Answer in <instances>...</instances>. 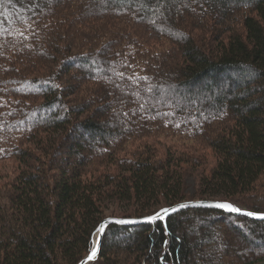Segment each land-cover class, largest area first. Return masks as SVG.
<instances>
[{"label": "trees", "instance_id": "trees-1", "mask_svg": "<svg viewBox=\"0 0 264 264\" xmlns=\"http://www.w3.org/2000/svg\"><path fill=\"white\" fill-rule=\"evenodd\" d=\"M262 73L264 0H0V160L19 164L0 264H78L109 203L140 218L185 201L181 164L201 157L123 155L159 135L214 153L197 198L254 193L264 212ZM167 223L109 225L97 261L264 264V223L210 208Z\"/></svg>", "mask_w": 264, "mask_h": 264}, {"label": "rangeland", "instance_id": "rangeland-1", "mask_svg": "<svg viewBox=\"0 0 264 264\" xmlns=\"http://www.w3.org/2000/svg\"><path fill=\"white\" fill-rule=\"evenodd\" d=\"M165 135H159L158 137H152V138L139 141L137 143L135 142L133 144H130L125 150V152H123V155L126 156L127 154H130L138 146L149 145L156 149V153L158 157H164L165 153H168V151H171L172 153L176 152V154H179V155L185 154V155L201 157L203 160H201V164L199 165L196 164L192 166L187 163L181 164V168L183 169V175H184L183 176V183H184L183 195L186 196L185 201H195V200L227 201L221 198L200 199L196 197L197 193H199L200 191L201 177L203 176L208 177L210 170L216 164V157L214 153L212 152V150L208 148H204L200 145H197L195 142L190 143L188 141H185V139L182 140V139H175V138H166ZM27 147L29 149L30 148L32 149L33 145L29 143L27 144ZM18 167H19V164L15 160H0V188H2V193L7 194L9 190H12V187L10 185H11V182L14 180V178L19 173ZM114 169L115 168H112L110 171H113ZM263 177L260 179V182H257L258 187L264 184ZM259 191L262 192L261 189ZM245 195L237 198L238 201H240V204L238 203L235 204L230 201H227V202H230L233 205L240 207L242 210L252 211V210L247 209L248 208L247 206L249 205L248 203L251 201V196L254 195V193H251L246 196ZM5 199L6 198L4 197V199L2 200L4 201ZM123 206H126V205L125 204L118 205L116 203H109L104 209L105 218L115 217L111 214L116 213V211L120 210V208H122ZM96 231H97V228L93 236V242H94V237L96 236ZM97 260L89 264H99V261Z\"/></svg>", "mask_w": 264, "mask_h": 264}, {"label": "snow or ice", "instance_id": "snow-or-ice-1", "mask_svg": "<svg viewBox=\"0 0 264 264\" xmlns=\"http://www.w3.org/2000/svg\"><path fill=\"white\" fill-rule=\"evenodd\" d=\"M255 69L252 68H244L243 72L245 74L246 77H251L252 75L255 74ZM264 74V73H262ZM119 75L123 76L122 73H120ZM128 79H133L132 77H129ZM137 79H147V77H143V78H137ZM189 204H180V205H176L173 206L171 208H163L160 210V212L155 213L154 215L145 218L147 222H151L153 224H155L157 221H161L163 223L164 229L167 232L168 231V223H167V217L170 214H174L179 212L181 209L187 208L189 207ZM199 207H206V208H214V209H218L221 210L224 213H230V214H235L237 216L243 215L246 216L250 219H252L253 221H259L261 223H264V212H256V211H245L242 210L240 207L233 205L230 202H212V203H203L201 202L199 205ZM117 223H121V224H125V223H135L136 221H128V220H120V221H116ZM241 228L242 231H246V228L244 225H240L239 226ZM99 232L103 233L104 232V226L102 225L99 229ZM165 243H167L165 241ZM96 255V250L93 249L91 256L89 257V259L93 258ZM86 264V262H85Z\"/></svg>", "mask_w": 264, "mask_h": 264}, {"label": "water", "instance_id": "water-1", "mask_svg": "<svg viewBox=\"0 0 264 264\" xmlns=\"http://www.w3.org/2000/svg\"><path fill=\"white\" fill-rule=\"evenodd\" d=\"M201 202L212 203V202H227V201H213V200L183 201V202L175 204L173 206L180 205V204H189L190 206L187 208H206V207H199L198 206ZM173 206H171V207H173ZM171 207H165V208H171ZM184 209H186V208H184ZM210 209H214V208H210ZM160 210L158 212H160ZM158 212H156V213H158ZM150 216H152V215H150ZM150 216L140 217V218L107 217V218L103 219L100 222L99 226L97 227V231H96L97 236H96L95 241L93 242L92 249L90 250L89 254L82 261H80L78 264H85V262H86V264H89V263L94 262L98 259L100 249H101L102 239H103L104 233H105V231L109 225L117 224V225H122V226H131V225H140V224H151V222H147L145 219V218L150 217ZM120 220H128V221H136V222L135 223H125V224H121V223L116 222V221H120ZM102 225L104 226V232L103 233L98 231V229ZM93 249L96 250V255L93 258L89 259V257L92 254Z\"/></svg>", "mask_w": 264, "mask_h": 264}, {"label": "bare ground", "instance_id": "bare-ground-1", "mask_svg": "<svg viewBox=\"0 0 264 264\" xmlns=\"http://www.w3.org/2000/svg\"><path fill=\"white\" fill-rule=\"evenodd\" d=\"M97 236V235H96ZM96 236L94 237V241H95V239H96Z\"/></svg>", "mask_w": 264, "mask_h": 264}]
</instances>
